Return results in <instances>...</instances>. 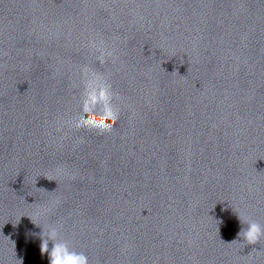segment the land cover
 <instances>
[{"label":"water","instance_id":"95a60500","mask_svg":"<svg viewBox=\"0 0 264 264\" xmlns=\"http://www.w3.org/2000/svg\"><path fill=\"white\" fill-rule=\"evenodd\" d=\"M85 66L109 132L67 127ZM253 220L264 0H0V264H49L53 224L90 264H264Z\"/></svg>","mask_w":264,"mask_h":264},{"label":"clouds","instance_id":"9594fccd","mask_svg":"<svg viewBox=\"0 0 264 264\" xmlns=\"http://www.w3.org/2000/svg\"><path fill=\"white\" fill-rule=\"evenodd\" d=\"M101 53L98 57L103 62L111 53L96 46ZM83 89L80 97L81 110L67 122L70 130L109 132L116 125L119 116L114 105V93L111 85L101 75L87 66L82 69ZM239 237L248 245H256L264 239V225L249 221L247 228H242ZM41 253L47 255L49 264H90L86 253L76 249L68 240L61 237L60 227L49 225L42 235ZM51 245V247H50Z\"/></svg>","mask_w":264,"mask_h":264}]
</instances>
